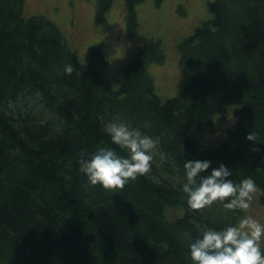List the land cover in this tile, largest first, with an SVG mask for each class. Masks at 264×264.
<instances>
[{"label":"trees","instance_id":"trees-1","mask_svg":"<svg viewBox=\"0 0 264 264\" xmlns=\"http://www.w3.org/2000/svg\"><path fill=\"white\" fill-rule=\"evenodd\" d=\"M143 1L125 0L131 36ZM113 2L96 0L98 23ZM25 4L0 0V264H191L198 228L235 225L245 210L219 201L191 209L181 189L186 159L225 163L236 183L252 178L264 202V0L209 2L211 17L178 44L186 72L167 99L148 71L166 61L160 40L138 46L114 88L98 46L84 68L59 26L26 16ZM231 105L235 127L203 147L196 132ZM114 119L156 145L148 173L105 190L89 185L78 159L116 148L104 132Z\"/></svg>","mask_w":264,"mask_h":264},{"label":"rangeland","instance_id":"rangeland-1","mask_svg":"<svg viewBox=\"0 0 264 264\" xmlns=\"http://www.w3.org/2000/svg\"><path fill=\"white\" fill-rule=\"evenodd\" d=\"M210 1L212 0H163L158 3L156 0H144L137 5V36L129 33L125 0H114L104 23L96 21V0H26L24 12L26 16L44 15L56 23L84 68L89 66L90 49L98 46L107 60V67L102 72L114 88L119 86L123 64L133 57L138 46L148 41L160 40L166 61L150 64L148 71L154 79L156 92L167 99L179 93L186 72V64L178 44L211 17L208 8ZM190 99L191 95L188 94L186 100ZM238 107L239 105H231L227 108V113L215 114L210 125L196 132L203 147L218 145L228 131L235 127V111ZM153 153L154 149L151 151ZM247 216L264 224V202L258 187L253 194L251 207L245 210L236 224ZM261 246H264V237Z\"/></svg>","mask_w":264,"mask_h":264},{"label":"clouds","instance_id":"clouds-1","mask_svg":"<svg viewBox=\"0 0 264 264\" xmlns=\"http://www.w3.org/2000/svg\"><path fill=\"white\" fill-rule=\"evenodd\" d=\"M67 74L74 72L73 65L65 67ZM111 145L99 146L92 153H81L79 172L90 186L99 185L105 190L122 189L130 180L149 172L156 141L123 120L114 119L104 125ZM253 140L251 134L246 137ZM122 153V154H121ZM185 183L181 185L187 205L193 210L204 209L219 201L227 210H247L257 191L254 180L244 178L236 183L228 165L221 162L213 167L212 161L188 160L184 163ZM264 224L247 216L238 224L220 230L198 228V235L189 238L188 258L191 264H264L261 240Z\"/></svg>","mask_w":264,"mask_h":264}]
</instances>
